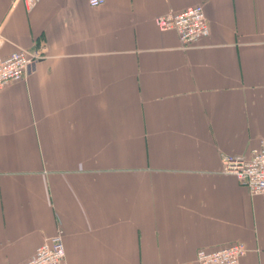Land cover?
<instances>
[{
    "label": "crops",
    "instance_id": "0c3cea01",
    "mask_svg": "<svg viewBox=\"0 0 264 264\" xmlns=\"http://www.w3.org/2000/svg\"><path fill=\"white\" fill-rule=\"evenodd\" d=\"M201 5L189 48L154 18ZM0 264L62 231L63 264H198L241 242L264 264V194L221 155L264 139V0H0Z\"/></svg>",
    "mask_w": 264,
    "mask_h": 264
},
{
    "label": "built area",
    "instance_id": "2783aa9c",
    "mask_svg": "<svg viewBox=\"0 0 264 264\" xmlns=\"http://www.w3.org/2000/svg\"><path fill=\"white\" fill-rule=\"evenodd\" d=\"M39 0H24L27 6ZM91 6L104 0H87ZM160 30L172 29L177 33L179 47L186 49L208 35L209 26L201 5L187 6L180 11H168L154 18ZM42 48L17 47L9 55L0 57V88L33 72L36 63L44 57ZM220 172L233 174L251 194H264V139L253 147L248 157L233 154L221 155ZM247 249L241 242H233L213 250L199 248L198 264H239ZM65 251L62 231L44 237L33 255L21 264H63Z\"/></svg>",
    "mask_w": 264,
    "mask_h": 264
}]
</instances>
